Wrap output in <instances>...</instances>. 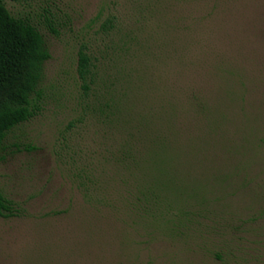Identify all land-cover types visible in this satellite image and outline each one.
<instances>
[{"label":"rangeland","instance_id":"rangeland-1","mask_svg":"<svg viewBox=\"0 0 264 264\" xmlns=\"http://www.w3.org/2000/svg\"><path fill=\"white\" fill-rule=\"evenodd\" d=\"M3 3L49 59L0 146V264H264V0ZM151 143L153 209L123 161Z\"/></svg>","mask_w":264,"mask_h":264},{"label":"trees","instance_id":"trees-1","mask_svg":"<svg viewBox=\"0 0 264 264\" xmlns=\"http://www.w3.org/2000/svg\"><path fill=\"white\" fill-rule=\"evenodd\" d=\"M47 59L49 53L37 28L28 19L12 16L0 0V146L8 132L39 113L42 97L38 86L42 65ZM88 66L89 58L79 53L81 77L89 73ZM176 149L172 145L151 143L143 152L138 151L135 159L130 152L123 156L124 162L149 166L148 178L145 179L143 174L137 184L140 185L136 192L139 204H147L153 209L168 199L159 167L167 154L174 155ZM14 211L11 201L0 192V216H14Z\"/></svg>","mask_w":264,"mask_h":264}]
</instances>
